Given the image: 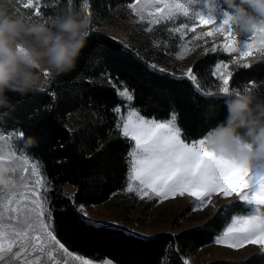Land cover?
Masks as SVG:
<instances>
[{
  "label": "trees",
  "instance_id": "16d2710c",
  "mask_svg": "<svg viewBox=\"0 0 264 264\" xmlns=\"http://www.w3.org/2000/svg\"><path fill=\"white\" fill-rule=\"evenodd\" d=\"M55 1L52 14L59 15L70 7L68 0ZM132 1L89 0V4L92 14L102 16L116 2ZM80 3L73 0L71 8L83 16ZM98 56L103 59L97 63ZM204 61L201 78L214 62L213 58ZM107 81L127 88L134 96L132 107L146 118L166 120L173 112L186 142L204 137L226 115L224 97L204 95L188 79L151 68L134 51L91 24L76 69L54 77L43 93L22 100L9 94L17 103L7 116L0 117V129L23 133L17 149L40 164L51 186L48 197L53 234L68 250L114 264H183L181 256L195 254L212 243L224 223L248 207L233 202L219 207L202 227L149 239L82 217L80 207L102 205L127 186V153L132 142L116 128L114 109L124 102L115 85ZM263 81L264 62H257L233 68L229 87L241 91L250 83ZM76 114L86 115L84 123L72 121ZM65 185L73 188L70 196L62 191ZM204 264H264V253L239 262Z\"/></svg>",
  "mask_w": 264,
  "mask_h": 264
},
{
  "label": "snow or ice",
  "instance_id": "6c2138e0",
  "mask_svg": "<svg viewBox=\"0 0 264 264\" xmlns=\"http://www.w3.org/2000/svg\"><path fill=\"white\" fill-rule=\"evenodd\" d=\"M18 3L24 9H33L34 15H41L36 7V0H18ZM72 3L73 0H68L69 8ZM214 4L215 0H211V4L209 0H203L202 6L201 0H135V3H129L127 7L140 21L147 20L149 27L145 31H153V25L171 24L173 27H168V32L180 33V39L183 40L189 26L187 22L175 26L180 18L198 19L202 24L215 23L211 11ZM17 10L19 11V8ZM227 15L223 11V23L193 39H202L204 36H213L220 32H227L232 37ZM260 41L261 47L264 48V39ZM252 48V43H246L244 50H240L231 38L223 46V51L238 53L239 57L243 58L252 54ZM210 51L216 52L217 47L213 45ZM102 59V56H98L96 62ZM152 67L155 68V65ZM227 67L226 64L217 63L212 76H217L221 70L226 71ZM160 71L163 72L164 69L161 68ZM187 75L200 90L197 77L192 74L191 68L188 69ZM230 75L231 73H227L218 77L222 81L219 90L230 91ZM118 93L128 102L134 99L127 88L123 91L118 89ZM205 94L211 96L212 92ZM114 112L119 114L116 124L119 134L132 142L131 150L127 153V193L134 194L141 201L147 199L159 202L170 197L187 195L195 201L192 211L203 210L214 194L222 198L235 196L242 205L250 206L252 211L246 215H233L222 234L216 237L215 244L233 250H240L251 244L264 250V170L249 171L241 166L209 158L202 148L203 138L186 142L181 137L175 114L170 119L157 120L145 118L131 106L126 114L120 106H117ZM18 135L23 136V133ZM19 143L23 145L24 142ZM17 147L12 137H5L3 132H0V153L8 152L24 162L26 176L20 184L0 195V264H43L42 257L45 256L52 264H68L67 260L57 262L54 259L53 253L57 251L73 260L80 259L68 251L53 234V214L49 209V197L46 195L49 191L47 181L44 180L38 164L31 161L22 151L18 153ZM81 223L90 224L87 221ZM80 264H90V261L81 259ZM103 264H112V261L106 259ZM184 264H187V261H184Z\"/></svg>",
  "mask_w": 264,
  "mask_h": 264
},
{
  "label": "rangeland",
  "instance_id": "374dc122",
  "mask_svg": "<svg viewBox=\"0 0 264 264\" xmlns=\"http://www.w3.org/2000/svg\"><path fill=\"white\" fill-rule=\"evenodd\" d=\"M130 3H135V0ZM209 3L211 4V0H209ZM80 4V12L83 16L87 15L90 17L91 24L97 25V29L101 33L109 35L124 47L134 51L139 57L148 63L151 68H153L152 65L154 64L155 68L153 69L159 72H161L160 69L163 68L164 71L162 73L186 79H188V69L191 68L192 74L197 77V83L200 85V90L196 88L191 80H188L198 92L204 95L211 91L214 94L211 96H220L215 95V93L219 92V88L222 85V81L218 79V77L231 73L228 77L229 87V83L233 77V68L244 67L243 65L245 64L251 65L257 62H264V48L261 47L260 39H248L246 36L237 37V45L240 50H244V45L246 43L253 44L251 50L252 54L243 58L239 57L238 53L223 51V46L232 38L227 32H220L213 36H204L202 39H193L194 37H198L201 33L212 31L213 28L218 27L222 22V13L224 10L220 5L219 0H215V4L211 8L213 13L212 18L215 20V23L202 24L198 19L187 20V18H180L175 26H179V23L183 22H187L189 26V30L185 31L183 40L180 39V33L168 32V27H173L171 24L153 25V31H145V29L149 27L147 20L140 21L139 17L135 16L131 9L127 7L129 3L116 2L114 5L109 6L107 12L102 16L92 14L89 0H81ZM202 4L203 0H201V6ZM56 5L57 1L55 0H36V7L41 13L40 16H36L34 15L33 9H24L19 5L18 0H10V8L13 11H17L19 8L21 14L27 16L32 15V18L38 21L56 16L55 14H52V9L56 7ZM226 37H228V39H226ZM213 45L217 47L216 52L210 51ZM178 56H182L183 58L180 59ZM207 58H213L214 62L210 64L204 76L201 78V71L203 70L205 62L204 59ZM217 63L226 64L228 66L227 70H221L217 73V76H212V72L215 71ZM107 83L113 84L112 81H107ZM113 85H115L117 93L118 89L119 91L125 89L123 86H118L116 84ZM246 89L251 90L261 99H264V81L259 84L250 83L241 91L243 92ZM229 90L231 92L233 89L229 87ZM120 99L124 102L123 106H121L122 112L126 114L129 106L132 107V101L128 102L123 97H120ZM173 114L174 113L172 112L168 119H170ZM117 116L119 120V114H117ZM85 119L86 115L76 114L72 121L76 124H82ZM0 132H3L5 137H12L16 144L21 137L18 135L19 132L17 131H4L0 129ZM17 152L19 153L21 150L17 149ZM24 154L27 155L26 153ZM28 157L31 161L38 164L44 180L47 181L40 164L30 156ZM254 169H260V166H256ZM34 179L35 178H33V180ZM47 187L50 191L51 186L48 181ZM125 189L102 205L91 206L88 208L80 207L78 209L80 215L87 221L96 225L114 226L129 234L149 239L159 234L179 233L202 227L216 213L219 207L233 202L241 203L235 196L222 198L221 196L214 194L211 198V202L204 207L203 210L192 211V208L195 206V201L194 198L188 197L187 195L184 197H170L163 202L148 201L147 199L141 201L139 198L135 197L134 194L127 193ZM49 191L46 193L47 196ZM62 191L65 195L70 196L73 193V188L69 185H65L63 186ZM0 195H3V193H0ZM247 207L248 211L234 213L233 215L249 214L252 209L250 206ZM230 222L231 218L224 223V226L218 235L222 234L224 228ZM218 235H216V237ZM216 237L212 243L202 246L195 254L181 256V262L183 264L184 261H187V264H204L211 261L239 262L247 259L253 254L264 253V250H261L260 247L251 244L240 250H233L222 245H216ZM73 255L80 257V259L73 260L71 257H65L63 253H60L59 251L53 253V257L57 262L67 260L68 264H80L81 259H87L76 253H73ZM87 260L90 261V264H103V261L106 259L99 261L92 259ZM42 261L43 264H52V261H49L46 256L42 257ZM13 264H18V262H13ZM112 264L114 263L112 262Z\"/></svg>",
  "mask_w": 264,
  "mask_h": 264
},
{
  "label": "clouds",
  "instance_id": "9594fccd",
  "mask_svg": "<svg viewBox=\"0 0 264 264\" xmlns=\"http://www.w3.org/2000/svg\"><path fill=\"white\" fill-rule=\"evenodd\" d=\"M232 39H264V0H219ZM223 23V21L221 22ZM91 19L71 8L42 21L10 8L0 0V117L7 116L19 99L43 93L57 76L72 73L90 35ZM226 27V25H225ZM212 95H214L212 93ZM215 95L224 97L226 115L204 136L208 157L247 168L264 170V99L246 89ZM26 179L24 162L0 153V193Z\"/></svg>",
  "mask_w": 264,
  "mask_h": 264
}]
</instances>
